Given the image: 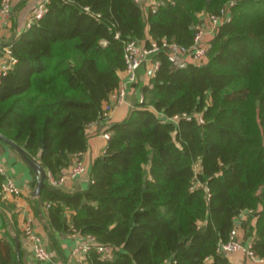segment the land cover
<instances>
[{
  "label": "trees",
  "instance_id": "16d2710c",
  "mask_svg": "<svg viewBox=\"0 0 264 264\" xmlns=\"http://www.w3.org/2000/svg\"><path fill=\"white\" fill-rule=\"evenodd\" d=\"M228 1L47 0L6 44L16 61L0 75V133L61 173L86 149L90 123L104 120L125 42L189 45L195 24ZM231 1L205 63L177 67L165 49L151 54L158 65L143 99L107 124L85 189L44 182L31 199L35 212L44 201L52 236L94 237L74 264H234L220 245L242 211L245 238L264 258V0ZM15 215L0 234V264L21 263Z\"/></svg>",
  "mask_w": 264,
  "mask_h": 264
},
{
  "label": "built area",
  "instance_id": "2783aa9c",
  "mask_svg": "<svg viewBox=\"0 0 264 264\" xmlns=\"http://www.w3.org/2000/svg\"><path fill=\"white\" fill-rule=\"evenodd\" d=\"M144 5V8L148 4H157L160 0H136ZM47 0L38 1L32 8L30 19L27 21L26 26L29 27L35 20L39 19L46 9ZM233 4V1H228L224 7L221 8L220 13H208L205 14L202 23L195 24V34L193 40L189 45H183L174 41H168L162 39L160 42L154 38L149 39V43H141L135 39H129L125 42L123 48V57L125 60V66L122 69V75L119 84L115 90L109 95V101L103 104L102 115L104 122L107 124L110 121L111 111L115 103L120 104L124 102L127 93L128 84L135 82L138 78L139 68L151 58V54L154 52L165 49L167 52V58L177 67H184L189 63L203 64L208 59V49L210 47L211 38L217 26L225 19L230 17L229 8ZM12 11V0H0V18L3 23L7 22ZM6 57L1 60L0 63V75L5 73L9 67L16 61V58L11 54L8 45L4 47ZM158 65V61H152V67L149 72L150 75ZM143 96L139 98V102L142 101ZM185 116L187 114H184ZM178 115L168 117L170 120H176ZM167 119V118H165ZM199 121H202V117L198 114ZM91 124V123H90ZM106 124V125H107ZM101 135L104 139L110 137L109 130H103ZM83 152H77L68 166L63 168L59 174H53L45 169L44 182L50 187H61L64 183L75 176L84 174L89 169V163L83 159ZM0 174L2 179L0 180V194L18 195L21 192L20 187L15 180L6 173L3 165V161L0 158ZM22 232L24 236L30 240L32 244V250L34 256L40 260H46L49 258V252L44 245L41 236L36 232L34 228V221L31 215L25 216L23 221ZM76 235L82 236L75 231ZM94 243V237L91 235H84L82 240L78 242L70 251V259H81L85 253L90 249ZM97 250L105 254L110 253V247L98 245ZM220 250L225 253L241 251L249 259L257 262L258 264H264V258L254 253L252 249L251 239H242L238 237L237 227H234L229 234L228 239L221 243ZM71 261H67L66 264H74Z\"/></svg>",
  "mask_w": 264,
  "mask_h": 264
},
{
  "label": "crops",
  "instance_id": "0c3cea01",
  "mask_svg": "<svg viewBox=\"0 0 264 264\" xmlns=\"http://www.w3.org/2000/svg\"><path fill=\"white\" fill-rule=\"evenodd\" d=\"M38 1L40 0H12V11L7 22L3 23L0 18V63L1 60L6 57L4 47L15 36H18L27 28L26 23L30 19L32 8ZM151 67L152 58H149L139 68L137 80L128 84L124 102L114 104L109 122L122 120L128 113L129 109L139 102V98L143 96L141 87L148 82L150 77L149 70ZM122 73L123 72L121 71L120 75H122ZM106 124L107 123L103 120L97 119L89 125L87 129V147L82 153L83 159L89 163V169L84 174L68 179L63 186L59 187L60 189L66 192H75L83 190L88 186L90 182L91 162L103 152L106 143V139L101 135V132L106 130ZM0 158L3 161L6 173L15 180L21 189V192L18 195L0 194V234L4 230V221L11 219V213L14 210L16 212L15 223L20 231V237L18 239L21 264H66L67 261L74 263V260L69 257L70 251L74 245L82 240L83 236L76 235L73 232L62 233L56 231L52 236L47 228L44 201L39 202L37 212L34 211L31 205V199L33 200V198L38 197L32 195V190L34 188L33 180L35 176L32 168L19 157L13 147L1 139ZM70 214L71 211H68V217ZM28 215L33 217L34 228L41 236L44 245L49 252V258L46 260H40L34 256L31 242L22 232L24 217ZM246 215L247 212L242 211L241 216H238L236 220L238 237L242 239H245L244 220ZM7 226L11 234H14L11 226ZM227 255L234 264H258L249 259L241 251L230 252L227 253Z\"/></svg>",
  "mask_w": 264,
  "mask_h": 264
},
{
  "label": "water",
  "instance_id": "95a60500",
  "mask_svg": "<svg viewBox=\"0 0 264 264\" xmlns=\"http://www.w3.org/2000/svg\"><path fill=\"white\" fill-rule=\"evenodd\" d=\"M0 139L9 144L11 147L15 149V151L18 153L19 157L28 164L35 175V185L32 190V195L39 196L40 189L42 186H44V179H45V168L40 164V162L31 156L23 147L15 143L10 138L6 137L2 133H0ZM241 216V213L239 214ZM15 241V249L17 253V257L20 258V247H19V239L17 236L14 237ZM21 264V263H20Z\"/></svg>",
  "mask_w": 264,
  "mask_h": 264
},
{
  "label": "rangeland",
  "instance_id": "374dc122",
  "mask_svg": "<svg viewBox=\"0 0 264 264\" xmlns=\"http://www.w3.org/2000/svg\"><path fill=\"white\" fill-rule=\"evenodd\" d=\"M72 263V262H71Z\"/></svg>",
  "mask_w": 264,
  "mask_h": 264
}]
</instances>
